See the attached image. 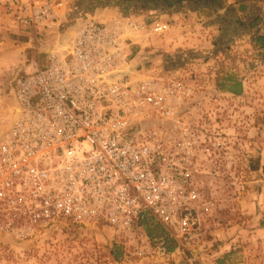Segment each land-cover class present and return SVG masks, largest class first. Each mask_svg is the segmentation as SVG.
<instances>
[{"label": "built area", "instance_id": "2783aa9c", "mask_svg": "<svg viewBox=\"0 0 264 264\" xmlns=\"http://www.w3.org/2000/svg\"><path fill=\"white\" fill-rule=\"evenodd\" d=\"M2 5L31 38L57 29L67 8L65 0ZM164 28L86 16L43 66L15 74L18 114L0 135V237L30 243L91 224L141 239L162 258L171 253L149 237V220L177 248L204 239L217 207L209 178L230 180L239 193L249 168L241 106L204 83L131 66L130 46Z\"/></svg>", "mask_w": 264, "mask_h": 264}, {"label": "crops", "instance_id": "0c3cea01", "mask_svg": "<svg viewBox=\"0 0 264 264\" xmlns=\"http://www.w3.org/2000/svg\"><path fill=\"white\" fill-rule=\"evenodd\" d=\"M142 2L144 15L158 11L161 13L158 21L169 26L162 32L147 35L140 48L131 45L130 63L134 58L144 66L158 67L166 76H182L191 83H204L213 93L236 96L239 100L242 150L249 162L247 188L235 195L227 180L220 176L209 178L210 195L218 200L209 227L214 224L211 233L220 236L237 226L227 231L220 227L215 219L219 209L229 208L235 202L242 214L255 219L258 205L264 202V2L250 0L245 10H240L235 0L217 3L184 0L170 7L164 0ZM69 9L60 10L63 19L57 29L31 38L0 4V135L18 114L15 74L33 73L45 64L47 51L66 35L63 30ZM120 11L108 3L96 9L92 16L108 20L121 14ZM256 16L261 18L253 22ZM223 123L229 132L233 131L231 122Z\"/></svg>", "mask_w": 264, "mask_h": 264}, {"label": "rangeland", "instance_id": "374dc122", "mask_svg": "<svg viewBox=\"0 0 264 264\" xmlns=\"http://www.w3.org/2000/svg\"><path fill=\"white\" fill-rule=\"evenodd\" d=\"M65 1L66 10L70 7V11L63 31L82 18L94 15L96 9L108 3L110 6L116 5L117 8L122 9L121 14L118 13L117 16L140 18L149 27L159 23L165 26L163 30L169 26L168 23L158 21L161 15L158 11L144 15L142 1L148 0ZM254 1L264 2V0ZM0 4L2 5V2ZM141 45L144 43L134 44L137 49ZM130 64L135 68L143 65L134 58ZM242 112L245 115V110ZM248 170L249 168H245L243 172L244 184L239 193L228 180L229 188H232L235 195L242 194L246 190ZM257 209L258 214L254 219L242 214L235 202H232L229 208L222 207L218 210L215 219L224 230H229L233 225L237 226L235 229L219 236L211 233L213 224L208 227L203 240L189 242L184 248L176 247L175 250L170 251L169 257L164 259L156 258L158 256L156 253H150V248L141 239L136 242L127 236L115 233L108 227L96 229L91 224H87L82 227L71 225L69 229L49 233L30 243L15 242L9 237H0L2 245L0 264H264V202L260 203ZM254 229L261 231L257 232Z\"/></svg>", "mask_w": 264, "mask_h": 264}, {"label": "trees", "instance_id": "16d2710c", "mask_svg": "<svg viewBox=\"0 0 264 264\" xmlns=\"http://www.w3.org/2000/svg\"><path fill=\"white\" fill-rule=\"evenodd\" d=\"M103 1V0H102ZM184 0H164L165 5L167 7H170L174 4L182 3ZM196 1V0H193ZM205 2H218L219 0H203ZM250 0H235L236 3H239L240 10H245L247 6V2ZM258 18H261L259 16H256L253 22H257L256 20ZM252 22V23H253ZM264 45V43H263ZM146 229L149 237L152 239V241L160 240L165 245V248L167 251H173L177 247V242L175 239H173L169 232L159 223L155 222L154 220H149L146 222ZM118 252L121 253V251L118 249ZM116 252V257H117Z\"/></svg>", "mask_w": 264, "mask_h": 264}]
</instances>
